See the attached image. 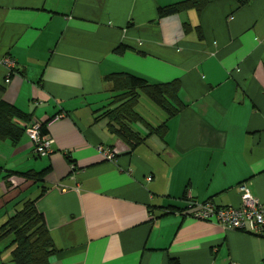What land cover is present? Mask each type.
I'll return each mask as SVG.
<instances>
[{
  "label": "crops",
  "instance_id": "crops-1",
  "mask_svg": "<svg viewBox=\"0 0 264 264\" xmlns=\"http://www.w3.org/2000/svg\"><path fill=\"white\" fill-rule=\"evenodd\" d=\"M179 1L0 0V100L31 116L13 117L17 142L0 138V227L36 198L50 264H264V237L194 218L190 205L238 206L244 183L264 203V0L160 15ZM118 71L181 83L185 107L169 119L142 96L138 110L166 126L134 149L99 117ZM32 120L47 123L49 155L35 153ZM46 167L41 181L14 173ZM0 264H13L10 249Z\"/></svg>",
  "mask_w": 264,
  "mask_h": 264
},
{
  "label": "trees",
  "instance_id": "trees-1",
  "mask_svg": "<svg viewBox=\"0 0 264 264\" xmlns=\"http://www.w3.org/2000/svg\"><path fill=\"white\" fill-rule=\"evenodd\" d=\"M234 1L237 8H240L253 0ZM208 3V0H182L161 7L159 13L160 15L174 14L191 7L202 11ZM125 50V46L115 49L118 53H123ZM106 81L111 85L112 96L99 117L106 118L108 131L118 136L132 149L145 142L152 133H162L166 126V121L153 125L138 110L142 96H147L160 107L167 119L177 115L185 107L179 95L181 83L177 79L169 82H152L132 72L118 71L108 74ZM15 116L24 119L31 117L16 106L0 100V138H11L14 142L20 139L24 129L13 122ZM137 123L143 124L148 129V133L140 132L134 125ZM41 131L48 135L46 122L42 124ZM50 169L46 167L41 171L29 170L14 173L27 179L41 181ZM1 172L0 168V174ZM36 203V198L25 199L16 213L0 227V251L3 250L4 242V247L11 245L8 249L11 250L13 264H50V257L56 251L45 216L39 211ZM171 264H180V261L176 257L171 258Z\"/></svg>",
  "mask_w": 264,
  "mask_h": 264
},
{
  "label": "built area",
  "instance_id": "built-area-1",
  "mask_svg": "<svg viewBox=\"0 0 264 264\" xmlns=\"http://www.w3.org/2000/svg\"><path fill=\"white\" fill-rule=\"evenodd\" d=\"M2 63L8 69L7 82L16 67V60L6 55ZM42 123L32 120L26 128V132L34 142L35 153L38 156L49 155L52 149L53 139L42 133ZM104 155L114 158V153L109 148L100 147ZM152 176L148 177L151 180ZM241 194V202L238 206H220L213 200L202 203L191 201V216L197 219H209L217 222L223 228L235 229L264 237V203L257 200L251 193L249 187L244 183L238 186Z\"/></svg>",
  "mask_w": 264,
  "mask_h": 264
},
{
  "label": "rangeland",
  "instance_id": "rangeland-1",
  "mask_svg": "<svg viewBox=\"0 0 264 264\" xmlns=\"http://www.w3.org/2000/svg\"><path fill=\"white\" fill-rule=\"evenodd\" d=\"M143 100H144V104H145L146 108L150 109L151 108L150 106H152V108H157L158 109V106L153 101H151L149 98L144 97ZM4 245H5V242L2 245L4 251L7 250L8 248H10V246H11V245L8 244L7 246L4 247Z\"/></svg>",
  "mask_w": 264,
  "mask_h": 264
}]
</instances>
